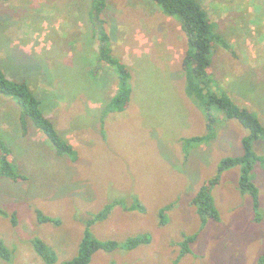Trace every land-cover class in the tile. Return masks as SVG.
I'll use <instances>...</instances> for the list:
<instances>
[{
  "label": "rangeland",
  "instance_id": "obj_1",
  "mask_svg": "<svg viewBox=\"0 0 264 264\" xmlns=\"http://www.w3.org/2000/svg\"><path fill=\"white\" fill-rule=\"evenodd\" d=\"M200 4L230 46L215 47L213 77L264 127V0ZM90 6L91 0H0V66L9 79L27 82L76 154L74 161L58 156L31 124L22 134L17 104L0 95V137L25 176L0 177V239L10 252L0 264H46L34 238L57 263L69 260L85 232L118 243L149 236L132 249L98 250L88 264H264V139L252 143L256 214L239 189L241 167L217 174L222 158L242 153L248 131L212 108L208 136L204 100L186 92L188 44L179 21L151 0L104 1L110 54L130 84L125 108L106 112L117 77L97 61ZM194 136L199 140L189 141ZM203 185L218 220L202 222L191 203ZM37 211L53 221L39 222Z\"/></svg>",
  "mask_w": 264,
  "mask_h": 264
},
{
  "label": "trees",
  "instance_id": "obj_2",
  "mask_svg": "<svg viewBox=\"0 0 264 264\" xmlns=\"http://www.w3.org/2000/svg\"><path fill=\"white\" fill-rule=\"evenodd\" d=\"M105 0H91L89 23L93 35L98 41L97 61L105 63L113 69L117 77L116 92L109 98L106 104V112H119L125 108L130 95L129 76L123 64L110 54L109 37L103 27V20L100 18ZM167 16H171L179 21L182 32L188 44L187 52L182 59V67L185 73L186 92L189 97H197L203 102V110H206L207 128L209 135L212 134L216 116L210 109H216L228 118H234L248 131V134L241 139L242 153L235 157H225L220 160L218 167L219 174L222 170L234 165H239L240 175L238 184L240 191L248 192L252 199V206L258 214L259 197L258 189L249 173L253 170L256 156L252 150V143L259 139H264V127L259 119L247 109L238 106L233 102L226 90L213 77L211 71L212 55L218 45L229 48L226 39L219 33L218 25L211 21L205 9L202 8L200 0H151ZM0 95L13 100L18 108V121L22 128V134H26L27 126L33 125L35 129L43 133L50 140L58 156H67L74 161L76 154L71 144L59 136L52 120L43 112L42 100H40L30 89L26 81H16L9 79L0 66ZM219 116V115H218ZM199 140V137H191V142ZM0 177L19 180L25 178L20 173L12 160V149L9 144L0 137ZM216 176L211 181H217ZM209 188V187H208ZM208 188L203 185L194 195L191 203L195 205L196 212L202 222L211 218L219 219L217 210L211 205L208 198ZM110 205L95 215L94 220L102 218ZM0 213L5 215V211L0 209ZM39 222L53 221L50 216L43 215L37 211ZM196 235L185 238L183 242L184 250L188 251V245L192 243ZM149 242L148 235L141 237H131L126 242L118 243L114 240L101 241L91 237L85 232L74 257L69 260L57 263L54 251L41 239L34 238L31 243L34 251L46 264H88L91 256L98 250L111 251L117 247L132 249L142 243ZM10 252L4 242L0 239V257L9 259ZM264 258V255L262 256Z\"/></svg>",
  "mask_w": 264,
  "mask_h": 264
}]
</instances>
